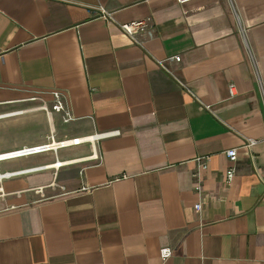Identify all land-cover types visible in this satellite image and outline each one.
I'll return each instance as SVG.
<instances>
[{
  "label": "crops",
  "instance_id": "crops-1",
  "mask_svg": "<svg viewBox=\"0 0 264 264\" xmlns=\"http://www.w3.org/2000/svg\"><path fill=\"white\" fill-rule=\"evenodd\" d=\"M1 106L0 155L120 135L0 161V264H264V0H0Z\"/></svg>",
  "mask_w": 264,
  "mask_h": 264
},
{
  "label": "built area",
  "instance_id": "built-area-1",
  "mask_svg": "<svg viewBox=\"0 0 264 264\" xmlns=\"http://www.w3.org/2000/svg\"><path fill=\"white\" fill-rule=\"evenodd\" d=\"M193 1H195V0H176V2L179 5H185V4L191 3ZM100 11H101V17L103 19L107 20L112 16V14L108 13L106 10H104V8H100ZM119 28L134 43L138 42L136 40V36L140 33H147L150 36H152V34H153L152 29H150L148 27V21H145V20L144 21H136V22H132V23H128V24H122V25H119ZM180 61H181L180 56H174V57H169L163 61H160L158 64H159L160 68H162L167 73H172L171 70L169 69V64L172 62L180 63ZM230 92H231V95L233 96L234 95V86L233 85L230 86ZM60 97H61L60 94H58V93L54 94L55 103L52 106V111L54 113H63L64 114L63 121L65 123H68L71 120V116L67 111H65L63 104L60 101ZM45 108L47 109L48 115L51 116L52 112H49L47 106H45ZM119 135H120L119 131H114V132L97 134V135L82 138V139H69V140H64V141H58L56 143H55L54 137L52 136L50 143H47V144H44L41 146L32 147V148L22 149V150L15 151L12 153H7L6 155L15 157V158H11V159H19V158H24V157L54 152V151H57V150L63 149V148L79 146V145H82L84 143H94L95 140L112 138V137H116ZM256 143L257 142H255V141H248V143H246V145H245V148L250 151ZM54 144H56V145L54 146ZM226 156H227L228 160L230 161V163L234 164V163H236V161L238 159V150L237 149H230V150L226 151ZM209 160H210L209 158L198 159V162L200 164V168L202 170L208 169ZM59 166H61V164H59V163L56 164V167H59ZM234 173H235L234 168H231L227 172V182L228 183H230L232 181V179L234 177ZM11 176H12V174H6V175H3L2 177L0 176V182H2L5 178L11 177ZM197 188H198V192L200 193L201 188H200L199 184L197 185ZM5 196H6V193L4 192L2 185H0V197L4 198ZM196 210L201 211L202 205H197ZM172 254L173 253H172V250L170 248H163L160 251V257H161L162 261H166L167 259H169L172 256Z\"/></svg>",
  "mask_w": 264,
  "mask_h": 264
},
{
  "label": "rangeland",
  "instance_id": "rangeland-1",
  "mask_svg": "<svg viewBox=\"0 0 264 264\" xmlns=\"http://www.w3.org/2000/svg\"><path fill=\"white\" fill-rule=\"evenodd\" d=\"M22 98V97H21ZM40 101H42V99H39ZM42 107H45L46 104L42 101ZM14 110H18V109H9L6 106H1L0 107V115L3 114H7L9 112H14ZM49 112H52V115L54 114V112L52 111V106L48 107ZM44 113L47 114L48 113L46 111H43ZM2 123V121L0 122ZM17 134V127H14V125L12 124H6L5 126L0 125V139L4 140L5 139V143H10V142H14L17 143L19 141V137L16 135ZM22 135V134H20ZM52 136V134H51Z\"/></svg>",
  "mask_w": 264,
  "mask_h": 264
},
{
  "label": "bare ground",
  "instance_id": "bare-ground-1",
  "mask_svg": "<svg viewBox=\"0 0 264 264\" xmlns=\"http://www.w3.org/2000/svg\"><path fill=\"white\" fill-rule=\"evenodd\" d=\"M56 144H54L55 146ZM15 152V151H14ZM12 153V152H11ZM7 154V153H6ZM6 154H3V155H0V161L1 160H8V159H11V158H15L14 156H7ZM17 157V156H16Z\"/></svg>",
  "mask_w": 264,
  "mask_h": 264
}]
</instances>
